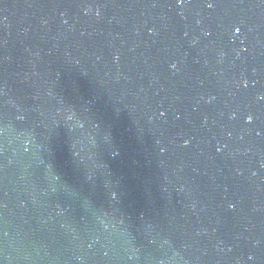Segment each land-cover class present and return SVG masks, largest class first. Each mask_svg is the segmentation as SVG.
Instances as JSON below:
<instances>
[{
    "label": "water",
    "instance_id": "water-1",
    "mask_svg": "<svg viewBox=\"0 0 264 264\" xmlns=\"http://www.w3.org/2000/svg\"><path fill=\"white\" fill-rule=\"evenodd\" d=\"M0 264H264V0H0Z\"/></svg>",
    "mask_w": 264,
    "mask_h": 264
}]
</instances>
